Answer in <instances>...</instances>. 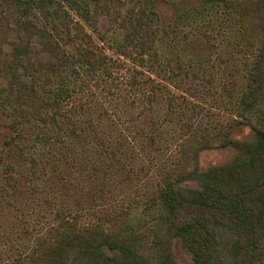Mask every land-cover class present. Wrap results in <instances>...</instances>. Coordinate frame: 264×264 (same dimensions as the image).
I'll return each mask as SVG.
<instances>
[{
	"label": "trees",
	"instance_id": "1",
	"mask_svg": "<svg viewBox=\"0 0 264 264\" xmlns=\"http://www.w3.org/2000/svg\"><path fill=\"white\" fill-rule=\"evenodd\" d=\"M1 1L17 13V40L0 42V110L11 130L7 144L18 150L25 134L26 143L42 142L51 152L56 144L74 147L76 138L81 143L86 129L67 115L65 105L88 80L105 79L101 74L112 79L113 69L125 68L130 85L136 83L138 89L148 82L153 83L151 91L160 90L155 78L139 67L147 66L156 75L174 73L173 47L185 43L188 48L195 39L194 33H182L180 25L193 26L209 7L224 6L228 15H238L247 41L264 35V0H199L204 7L180 12L174 21L160 17L154 8L157 0ZM104 18L118 20V27L103 30ZM175 39L180 43H173ZM108 48L124 59L107 54ZM260 53L246 68V84L238 95L236 78L230 79L229 96L238 98L230 104L240 118H211L185 131L172 166L135 205L122 204L87 222L67 208L58 211L54 225L12 264H80L82 258L89 264L98 258L118 259V264H167L157 262L155 252L172 239L183 243L191 264H223L216 245L223 224L235 238L224 264H264V49ZM242 124L253 131L252 141L233 137ZM92 130L97 133V128ZM214 148H232L241 157L201 169L199 153ZM116 160L132 178L130 166L118 156ZM147 231L153 233L156 248H148Z\"/></svg>",
	"mask_w": 264,
	"mask_h": 264
},
{
	"label": "rangeland",
	"instance_id": "2",
	"mask_svg": "<svg viewBox=\"0 0 264 264\" xmlns=\"http://www.w3.org/2000/svg\"><path fill=\"white\" fill-rule=\"evenodd\" d=\"M247 1L251 4L256 0ZM1 2L0 42L17 40V13ZM204 6V1L199 0H157L154 4L160 17L169 21H174L180 12L192 13ZM103 20V30L119 25L118 20ZM180 26L182 33H194L195 39H190L188 48L185 43L173 47L172 66L177 72L156 75L147 66L139 67L155 78L160 90L151 91L153 83L148 82L138 89V84L130 85L125 68L113 69L112 79L104 74L101 78L105 79L94 77L86 82L85 78L88 85H82L78 96L64 109L86 129L85 139L79 143L76 138L74 147L56 144L55 152H51L50 146L42 142L26 143L25 134L22 149H15L12 143L7 144L11 130L4 125L0 110V264L15 262L16 256L54 225L63 208L80 214L87 222L102 217L104 212L119 210L122 204L135 205L149 195L161 174L172 166L185 131L211 118L216 122L240 118L230 104L232 99H238L229 96L230 79L236 78L238 90L234 95H238L239 87L246 84V68L257 61L264 49V35L259 34L262 38L251 42L244 39L238 15H228L224 6L209 7L193 26ZM173 43L180 41L175 39ZM105 51L123 58L112 49ZM175 60L180 61V67ZM210 110L212 114L208 116ZM92 128H97L98 134ZM233 137L247 141L254 138L248 124L235 129ZM116 156L130 166L132 178L121 171ZM238 157L240 154L232 148H214L202 150L198 162L205 170L235 162ZM31 158L36 159L35 163ZM217 231L216 245L224 264L235 238L226 224ZM146 234L148 248H156L153 233ZM163 245L161 251L155 252L157 262L192 263L180 240L172 239ZM89 261L82 258L79 263ZM118 263V259L105 258L90 262Z\"/></svg>",
	"mask_w": 264,
	"mask_h": 264
}]
</instances>
